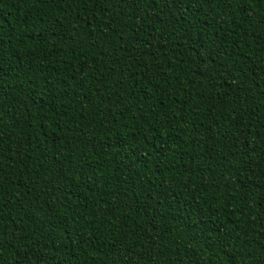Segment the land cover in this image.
Returning <instances> with one entry per match:
<instances>
[{
    "label": "trees",
    "instance_id": "16d2710c",
    "mask_svg": "<svg viewBox=\"0 0 264 264\" xmlns=\"http://www.w3.org/2000/svg\"><path fill=\"white\" fill-rule=\"evenodd\" d=\"M242 3L0 0V264H264V0Z\"/></svg>",
    "mask_w": 264,
    "mask_h": 264
},
{
    "label": "snow or ice",
    "instance_id": "6c2138e0",
    "mask_svg": "<svg viewBox=\"0 0 264 264\" xmlns=\"http://www.w3.org/2000/svg\"><path fill=\"white\" fill-rule=\"evenodd\" d=\"M83 2H87V0H83ZM94 3H101L102 0H93ZM113 2L118 3L120 6L122 7H128L133 9L134 11H141L139 4L141 3V0H113ZM185 2V0H166V4L168 6L170 5H177L178 9L179 6L183 5ZM189 2H191V0H189ZM218 5L221 8H228L231 9L233 7L234 4H237L241 10V12H243L244 10V4L242 3V0H217ZM153 4H157V8H152L151 5ZM144 11L146 13H150L151 16L155 17L156 20L158 21L160 18V8H159V0H144ZM184 13L180 12V17L183 18ZM176 24L180 23V20L177 19L175 21ZM3 27V23L2 21H0V29H2ZM191 43L195 44V41L192 40ZM2 72L3 70L0 69V79H2ZM6 113L5 111L0 108V123L3 122L4 117H5ZM10 120H15L14 116H9ZM41 120L43 119H47L46 116H42L40 117ZM2 154V153H0Z\"/></svg>",
    "mask_w": 264,
    "mask_h": 264
}]
</instances>
